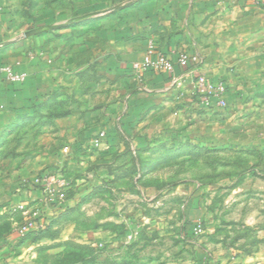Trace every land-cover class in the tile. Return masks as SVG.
<instances>
[{"label": "rangeland", "instance_id": "rangeland-1", "mask_svg": "<svg viewBox=\"0 0 264 264\" xmlns=\"http://www.w3.org/2000/svg\"><path fill=\"white\" fill-rule=\"evenodd\" d=\"M145 1L0 0L8 39L36 31L33 50L45 71L60 87L69 78V93L51 116L71 117L69 126L80 131L74 143L37 125L4 132L0 116V243L65 242L51 251L68 257L65 264H264V90L262 105H236L256 97L264 72L255 67L264 61L233 60L252 71L231 75L249 87L233 98L224 81H214L227 87L225 108L196 105L194 90L191 103L173 94L157 115L151 102L127 105L126 77L114 94V78L106 70L98 78L95 64L124 51L142 16L133 7ZM111 97L120 106L104 103ZM102 131L106 138L95 147ZM41 174L64 178L62 205L46 206L33 185ZM34 211L49 232L22 241L18 229ZM197 223L204 232L190 237ZM8 247L5 255L13 257L17 246Z\"/></svg>", "mask_w": 264, "mask_h": 264}, {"label": "crops", "instance_id": "crops-1", "mask_svg": "<svg viewBox=\"0 0 264 264\" xmlns=\"http://www.w3.org/2000/svg\"><path fill=\"white\" fill-rule=\"evenodd\" d=\"M133 8L142 11L141 18L130 29L133 39L124 44V51L110 55L105 63L99 60L95 64V72H99L98 78L102 79L103 70L113 76L109 75V78H114L110 81L111 85H115L119 78L126 77L123 79L127 83L121 89L124 90V101L131 107L151 102L155 109L151 114H161L163 107L170 105L173 94L176 98L181 100L183 97L186 99L184 102L191 103L188 97L193 92L192 75L188 67L180 63V53L198 55L201 58L200 73L212 81H224L229 88V99L233 98L236 91L249 88L245 83L247 79L243 80L241 77L240 80L237 76L252 72L239 62L233 63V60L241 58L243 61L240 62L243 64L250 58L264 61V0H148ZM3 13L4 7L0 3V48H3L0 50V62L18 71H26L29 80L23 85H0L2 131L37 125L58 129L60 133L69 134L71 141L76 140L80 131L73 125L69 126L71 117L51 116L56 106H62L59 102L63 95L69 93V78L63 79L60 87L55 73L45 71V62L40 63L38 51L33 50L36 48L34 38L8 39L2 29ZM152 40L157 42L158 47L174 64L175 75L182 78V87L173 86L171 77L167 74L137 75L133 72V64L143 59L148 43ZM241 48L243 50H239ZM248 51H253L255 56L250 57ZM255 68V73L264 72V67ZM68 75L70 77L71 73L65 72L64 77ZM84 75L85 72L76 73L79 80H84ZM116 86L112 90L114 94L118 92ZM254 87L256 97L239 98L237 106H246L253 100L256 106L263 104L264 83L256 82ZM119 101L111 97L109 102L104 103L118 107ZM254 114V119H257L260 113ZM242 117L244 120L252 118L248 113H244ZM67 244L53 242L51 245H44L41 241L24 244L1 242L0 264H64L63 260L67 257L51 251L67 248ZM8 246L18 247L13 257L5 255ZM115 264H121V261Z\"/></svg>", "mask_w": 264, "mask_h": 264}, {"label": "built area", "instance_id": "built-area-1", "mask_svg": "<svg viewBox=\"0 0 264 264\" xmlns=\"http://www.w3.org/2000/svg\"><path fill=\"white\" fill-rule=\"evenodd\" d=\"M179 61L183 66L188 67L189 73L195 78L194 97L196 105H202L207 108L227 106L226 93L227 87L224 83H215L206 75L200 73L201 58L198 55L190 56L186 53L179 54ZM133 72L137 75L144 73L167 74L171 77V84L176 87H182L183 81L180 76L175 75V68L169 57L161 52L155 41H149L147 50L141 61L132 66ZM27 72H16L12 66H0V82L5 78L11 83H24L28 79ZM106 138L104 131L98 133L92 140L95 147L103 144ZM33 185L42 189L45 195L46 206L62 205L66 201L67 183L60 175H38L33 180ZM43 217L40 212L34 211L28 221L18 229V236L25 237L35 229H44ZM204 232L203 225L197 223L194 226L195 236H200Z\"/></svg>", "mask_w": 264, "mask_h": 264}, {"label": "trees", "instance_id": "trees-1", "mask_svg": "<svg viewBox=\"0 0 264 264\" xmlns=\"http://www.w3.org/2000/svg\"><path fill=\"white\" fill-rule=\"evenodd\" d=\"M140 4V3H139ZM31 38H33L32 36H30V37H27V39H31ZM153 41H155V40H153ZM156 43V45H157V42H155ZM157 47H158V45H157ZM3 48H0V50H2ZM158 49L161 51V52H163L159 47H158ZM164 53V52H163ZM165 54V53H164ZM7 64H4V63H2V62H0V66H6ZM7 66H9V65H7ZM14 68V67H13ZM14 70L16 71V72H26V71H18L17 69H15L14 68ZM153 73V72H152ZM29 75V74H28ZM28 80H29V77H28V79L24 82V83H11V82H8L5 78H3L2 79V81L0 82V85L1 84H4V83H11V84H13V85H16V84H18V85H23V84H25V83H27L28 82ZM42 175V174H41ZM192 227H191V231H190V237H194V226H195V224H193V225H191ZM48 228H45L44 230H40V231H38L37 233H32V232H30L29 234H27L25 237H19V239L20 240H22V241H24V240H26V239H29V238H31V237H33V236H37L38 238L44 233V232H46V233H48L49 232V226H47ZM24 243V242H23ZM67 259H68V257L65 259V260H63V262H64V264L65 263H67L66 261H67ZM81 262H83L85 259H84V257H81L80 259H79Z\"/></svg>", "mask_w": 264, "mask_h": 264}, {"label": "water", "instance_id": "water-1", "mask_svg": "<svg viewBox=\"0 0 264 264\" xmlns=\"http://www.w3.org/2000/svg\"><path fill=\"white\" fill-rule=\"evenodd\" d=\"M32 34H36V31L26 33L24 37H30Z\"/></svg>", "mask_w": 264, "mask_h": 264}]
</instances>
